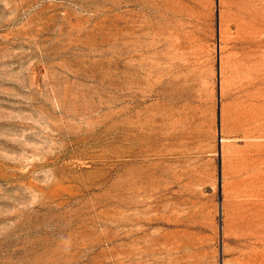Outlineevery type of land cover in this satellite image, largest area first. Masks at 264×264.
Returning <instances> with one entry per match:
<instances>
[{"label":"rangeland","instance_id":"obj_1","mask_svg":"<svg viewBox=\"0 0 264 264\" xmlns=\"http://www.w3.org/2000/svg\"><path fill=\"white\" fill-rule=\"evenodd\" d=\"M0 264H264V0H0Z\"/></svg>","mask_w":264,"mask_h":264}]
</instances>
